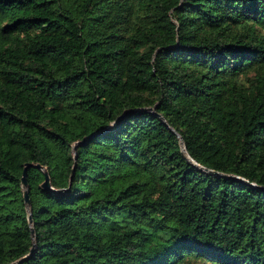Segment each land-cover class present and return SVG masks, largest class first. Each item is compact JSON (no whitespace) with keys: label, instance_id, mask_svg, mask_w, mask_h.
<instances>
[{"label":"trees","instance_id":"1","mask_svg":"<svg viewBox=\"0 0 264 264\" xmlns=\"http://www.w3.org/2000/svg\"><path fill=\"white\" fill-rule=\"evenodd\" d=\"M30 227L16 264H264V0H0V264Z\"/></svg>","mask_w":264,"mask_h":264},{"label":"water","instance_id":"2","mask_svg":"<svg viewBox=\"0 0 264 264\" xmlns=\"http://www.w3.org/2000/svg\"><path fill=\"white\" fill-rule=\"evenodd\" d=\"M74 148V146H73ZM29 165H34L36 167H39L41 169H43V179L42 181L39 183L40 187L43 188V189H51L52 187L50 186L49 184V178H48V174L46 172V170L43 168V166H40L38 163H35V164H32L31 162H25L24 165H23V168H22V173H21V176H20V183H21V186H22V197H23V202L27 208V211H28V216H27V220L28 222L30 223L31 221V218H30V214H29V198H28V195H27V185H26V179H25V168ZM210 172H214L213 170H208ZM72 172H73V166L71 167V172H70V175H72ZM260 188H263V187H260ZM68 187L65 188V190H67ZM30 234H31V239H32V228L30 227ZM33 250V239H32V245L30 246L29 248V251L28 253L14 259L13 261L7 263V264H16V263H19L21 260L27 258L31 252Z\"/></svg>","mask_w":264,"mask_h":264},{"label":"rangeland","instance_id":"3","mask_svg":"<svg viewBox=\"0 0 264 264\" xmlns=\"http://www.w3.org/2000/svg\"><path fill=\"white\" fill-rule=\"evenodd\" d=\"M194 264H204V263H201V262L198 263V262H196V263H194ZM207 264H208V263H207Z\"/></svg>","mask_w":264,"mask_h":264}]
</instances>
